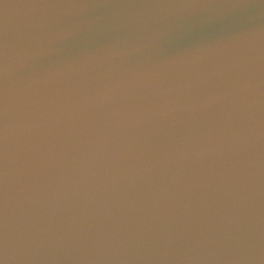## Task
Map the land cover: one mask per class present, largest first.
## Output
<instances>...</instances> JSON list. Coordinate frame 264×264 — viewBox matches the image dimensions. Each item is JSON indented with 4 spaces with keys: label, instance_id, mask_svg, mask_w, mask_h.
Returning a JSON list of instances; mask_svg holds the SVG:
<instances>
[{
    "label": "water",
    "instance_id": "water-1",
    "mask_svg": "<svg viewBox=\"0 0 264 264\" xmlns=\"http://www.w3.org/2000/svg\"><path fill=\"white\" fill-rule=\"evenodd\" d=\"M9 264H264V0H0Z\"/></svg>",
    "mask_w": 264,
    "mask_h": 264
},
{
    "label": "snow or ice",
    "instance_id": "snow-or-ice-1",
    "mask_svg": "<svg viewBox=\"0 0 264 264\" xmlns=\"http://www.w3.org/2000/svg\"><path fill=\"white\" fill-rule=\"evenodd\" d=\"M248 5H256L262 0H243ZM5 49L0 45V214L3 213L7 195V130H8V97L3 81L8 73L4 68ZM6 237L0 234V264H9L6 253Z\"/></svg>",
    "mask_w": 264,
    "mask_h": 264
}]
</instances>
